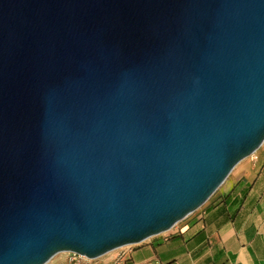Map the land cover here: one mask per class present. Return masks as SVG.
Returning <instances> with one entry per match:
<instances>
[{
	"label": "water",
	"instance_id": "1",
	"mask_svg": "<svg viewBox=\"0 0 264 264\" xmlns=\"http://www.w3.org/2000/svg\"><path fill=\"white\" fill-rule=\"evenodd\" d=\"M264 143V0H0V264L171 230Z\"/></svg>",
	"mask_w": 264,
	"mask_h": 264
},
{
	"label": "crops",
	"instance_id": "2",
	"mask_svg": "<svg viewBox=\"0 0 264 264\" xmlns=\"http://www.w3.org/2000/svg\"><path fill=\"white\" fill-rule=\"evenodd\" d=\"M202 210L199 229L185 249L160 255L158 249L166 247L161 241L123 263L110 257L108 264H264V150ZM179 241L176 235L164 243Z\"/></svg>",
	"mask_w": 264,
	"mask_h": 264
},
{
	"label": "rangeland",
	"instance_id": "3",
	"mask_svg": "<svg viewBox=\"0 0 264 264\" xmlns=\"http://www.w3.org/2000/svg\"><path fill=\"white\" fill-rule=\"evenodd\" d=\"M262 150H264V143L261 145V147L256 152H254L249 157L243 159L240 163H238L236 165V167L229 174V176L227 177L225 182L218 188V190L215 192V194H213V196L202 207H200L195 212H193L192 214L187 216L185 219L178 222L171 230H169L167 232H163V233L155 235V236H152V237L148 238L147 240H145L141 243L126 245V246H123V247L118 248L116 250H113V251L107 253V255L105 254V255L97 258V259H92L91 264H108L110 262V261H108L110 259V257L116 258L115 260L119 263L120 262L123 263L124 261H126V259H128V256L130 254H133L135 252L145 251L146 249L149 250V249H151V247H153V249H156V247H157L156 245H158V247H160L161 245L166 246L165 249L164 248L158 249L159 251H157V252L160 255H161V252L163 254V251H165L167 255L172 256L177 251L185 249L187 242L191 241L193 235L199 229L198 222L200 220L199 217H200L201 213L203 212L202 209L209 203V201H211L216 196H218L220 193H222V191H224V189L228 185H230V183L232 181H234V179L238 176L239 171L241 170V168L244 165L256 161L258 154ZM176 235H178V238L180 240L179 242H175L172 244L164 243L165 241H171L172 242L173 237H175ZM161 241L163 243L160 245ZM66 254L67 253L57 254L47 264H65Z\"/></svg>",
	"mask_w": 264,
	"mask_h": 264
},
{
	"label": "built area",
	"instance_id": "4",
	"mask_svg": "<svg viewBox=\"0 0 264 264\" xmlns=\"http://www.w3.org/2000/svg\"><path fill=\"white\" fill-rule=\"evenodd\" d=\"M65 253H67L65 264H91L92 262V259L75 252H65Z\"/></svg>",
	"mask_w": 264,
	"mask_h": 264
},
{
	"label": "bare ground",
	"instance_id": "5",
	"mask_svg": "<svg viewBox=\"0 0 264 264\" xmlns=\"http://www.w3.org/2000/svg\"><path fill=\"white\" fill-rule=\"evenodd\" d=\"M107 255V254H106Z\"/></svg>",
	"mask_w": 264,
	"mask_h": 264
}]
</instances>
